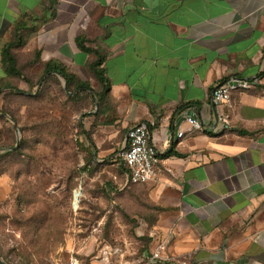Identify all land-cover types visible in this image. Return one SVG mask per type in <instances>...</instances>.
<instances>
[{"label": "crops", "instance_id": "crops-1", "mask_svg": "<svg viewBox=\"0 0 264 264\" xmlns=\"http://www.w3.org/2000/svg\"><path fill=\"white\" fill-rule=\"evenodd\" d=\"M10 43L19 77L3 68ZM97 62L114 114L94 123V104L84 127L93 161L115 163L128 130L149 128L160 174L136 189L170 238L165 256L264 264V0H0V85L28 93L64 80L44 74L51 65L97 89ZM231 79L259 83L231 91L221 108L230 128L215 132L211 94ZM190 107L203 130L177 140Z\"/></svg>", "mask_w": 264, "mask_h": 264}, {"label": "rangeland", "instance_id": "rangeland-1", "mask_svg": "<svg viewBox=\"0 0 264 264\" xmlns=\"http://www.w3.org/2000/svg\"><path fill=\"white\" fill-rule=\"evenodd\" d=\"M73 96L63 80L0 96L1 264H66L114 247L135 264L155 245V209L121 159L86 163L79 133L94 102Z\"/></svg>", "mask_w": 264, "mask_h": 264}, {"label": "built area", "instance_id": "built-area-1", "mask_svg": "<svg viewBox=\"0 0 264 264\" xmlns=\"http://www.w3.org/2000/svg\"><path fill=\"white\" fill-rule=\"evenodd\" d=\"M259 83L258 79L241 81L231 79L226 83L217 85L211 94L215 114V132L227 131L230 128L226 115L221 111L230 102V94L236 88L251 89ZM176 126V139L180 140L196 132H201L203 126L198 117V110L190 107L179 114ZM149 128L144 125H134L128 130L125 146L119 154L128 173V182L133 185L146 184L158 179L160 169L157 158L149 144ZM170 238L164 239L159 234L155 235V245L150 250L144 261L135 264H189L187 258L174 261L165 256ZM66 264H130L126 263V253L118 247L102 250L92 258L70 257ZM134 264V263H133Z\"/></svg>", "mask_w": 264, "mask_h": 264}, {"label": "trees", "instance_id": "trees-1", "mask_svg": "<svg viewBox=\"0 0 264 264\" xmlns=\"http://www.w3.org/2000/svg\"><path fill=\"white\" fill-rule=\"evenodd\" d=\"M14 47V43H10L8 44L6 47H4L3 51H2V64H3V68L6 74H8L9 76L12 77H19V72L15 67V61L14 58L11 54V49ZM100 66V62H97L94 67L96 68L95 70V77L97 80H95L97 82V89H92L89 85L88 82L85 81H78V80H69V76L61 69L59 68H53L51 65H46L45 69H44V74H50V73H55L56 75L60 76L61 78H63L64 82H65V87L67 89V91H72V93L74 94L73 96V100H77L80 96L85 95L86 97L90 98L94 104H97L98 107V111L96 113V115L94 116L95 121L94 123H100L99 120L101 118H103L104 120L101 121L100 124L102 125H107L109 124L108 122V118L114 114L113 111V106L112 103L110 101L109 98V89H110V85L108 80H105L102 77L101 71L98 70ZM27 81V80H26ZM49 80H43L42 84L47 83ZM56 81V80H53ZM29 83V81H28ZM41 84V86H42ZM32 87V86H31ZM3 89H8V92L14 93L17 89V87L15 85H0V95H2L4 93ZM19 91V90H18ZM4 120V118H2L1 114H0V122ZM81 127V126H80ZM80 136H82L79 141L82 148V151H84L86 153V155L88 156L86 163H90L93 161V150L91 148V138H90V133L86 132L84 130V128H80ZM1 134V132H0ZM82 138L84 140H82ZM83 141V142H82ZM85 141L88 143V146H86ZM2 154H0L1 156ZM126 169V168H125ZM127 171V170H126ZM133 185V184H131ZM140 185V184H138ZM135 186V185H134ZM155 209V208H154ZM156 210V209H155ZM155 222V219L153 217V220L151 221V225H153Z\"/></svg>", "mask_w": 264, "mask_h": 264}, {"label": "bare ground", "instance_id": "bare-ground-1", "mask_svg": "<svg viewBox=\"0 0 264 264\" xmlns=\"http://www.w3.org/2000/svg\"><path fill=\"white\" fill-rule=\"evenodd\" d=\"M79 197L78 192H75V194L73 195L74 201Z\"/></svg>", "mask_w": 264, "mask_h": 264}]
</instances>
